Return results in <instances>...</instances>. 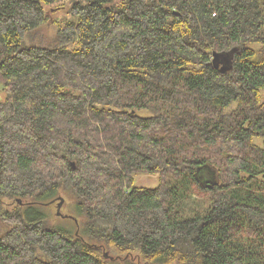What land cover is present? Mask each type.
Returning <instances> with one entry per match:
<instances>
[{
	"label": "trees",
	"instance_id": "trees-1",
	"mask_svg": "<svg viewBox=\"0 0 264 264\" xmlns=\"http://www.w3.org/2000/svg\"><path fill=\"white\" fill-rule=\"evenodd\" d=\"M59 1L0 0V264H264V0H74L26 43ZM61 188L88 234L4 205Z\"/></svg>",
	"mask_w": 264,
	"mask_h": 264
},
{
	"label": "rangeland",
	"instance_id": "rangeland-1",
	"mask_svg": "<svg viewBox=\"0 0 264 264\" xmlns=\"http://www.w3.org/2000/svg\"><path fill=\"white\" fill-rule=\"evenodd\" d=\"M74 0H60L54 4H45V10H47V21L43 23L41 26L35 28V31H30L26 37L25 42L28 44H48L55 39L57 35V31L60 26L64 25L69 21H76L78 18L70 13V8ZM32 32V33H31ZM30 34V35H29ZM32 41V42H30ZM52 44V43H51ZM76 43H73L71 47H75ZM242 49V46L236 47V52H239ZM262 96L264 99V88L262 90ZM8 97V94L4 91L2 84L0 83V102L5 101ZM140 114H147V112L140 111ZM161 180L159 174L155 173H147L140 172L136 173L134 176V185L137 187H156ZM175 183V181H174ZM195 196L201 202H208L206 197V189L205 188H193ZM179 195H181L179 193ZM196 197H180L178 199V205L181 208L188 201L195 202ZM8 205H7V204ZM185 208V211L188 214H195L196 208H207V206L202 204L192 203ZM192 204V205H191ZM4 205L9 209L17 208L21 212L25 213L26 210L32 209L31 212L40 216V218L44 221L45 227H56L64 230L65 232H74V234H79L80 228L83 225V232L88 234L87 225L88 219L85 218L83 213L80 211L78 205H76L75 198L73 193L69 189L61 188L56 197H52L49 200L39 199V200H31L28 199L26 201H14L11 198L4 199ZM190 211V212H189ZM6 226H3L0 223V232H5ZM0 233V234H1ZM90 233V232H89ZM85 236V235H84ZM79 237V236H78ZM87 239H90V236H85ZM81 238V237H80ZM83 239V238H82ZM99 239V240H98ZM95 239L96 244H107L103 238ZM86 241V239H83ZM107 251V249H104ZM110 257L113 261H116L117 264H125V258L122 256H117L116 254H111ZM134 259V258H133ZM137 264H143V262L138 258L137 260H133Z\"/></svg>",
	"mask_w": 264,
	"mask_h": 264
},
{
	"label": "water",
	"instance_id": "water-1",
	"mask_svg": "<svg viewBox=\"0 0 264 264\" xmlns=\"http://www.w3.org/2000/svg\"><path fill=\"white\" fill-rule=\"evenodd\" d=\"M237 47V46H236ZM236 47H234L230 52L227 53H214V59H213V63L216 66H219L221 63H224V66L222 67L223 71H226L230 68V64L231 62L234 60V54L236 51ZM74 167V164H73Z\"/></svg>",
	"mask_w": 264,
	"mask_h": 264
},
{
	"label": "bare ground",
	"instance_id": "bare-ground-1",
	"mask_svg": "<svg viewBox=\"0 0 264 264\" xmlns=\"http://www.w3.org/2000/svg\"><path fill=\"white\" fill-rule=\"evenodd\" d=\"M236 47V46H235Z\"/></svg>",
	"mask_w": 264,
	"mask_h": 264
}]
</instances>
